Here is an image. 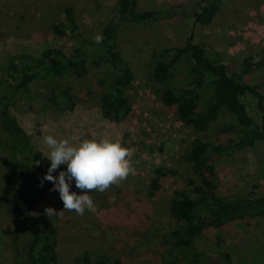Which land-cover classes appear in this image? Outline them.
<instances>
[{
    "label": "rangeland",
    "instance_id": "1",
    "mask_svg": "<svg viewBox=\"0 0 264 264\" xmlns=\"http://www.w3.org/2000/svg\"><path fill=\"white\" fill-rule=\"evenodd\" d=\"M115 3L0 0V71L12 57L23 53L39 56L49 47L72 52L75 39L53 29L63 19L65 6L76 8L80 28L87 35L99 37L114 14ZM204 4V0H138L139 11L156 10L164 18L145 24L126 22L119 28V51L135 72L127 89L131 112L121 122L102 115L99 100L104 87L98 83L102 70L94 67L83 77L62 79L73 95L71 109L52 103L48 80L12 98V114L33 147L51 159L54 174L31 214L38 225L13 215L10 207L15 197L6 179L8 135L0 127V264H20L24 247L40 226L56 230L59 264H73L85 252L123 257L126 264H176L170 233L177 221L170 217L169 206L174 191L188 188L191 181L199 182L189 161L192 143L203 138L233 145L241 134L231 127L234 117L225 110L208 132L182 122L175 108L161 104L163 85L151 78L152 67L164 48L182 44L188 37L218 50L235 70L243 58L257 57L264 48V0H222L208 25L196 23L192 16ZM189 79L188 64L180 60L168 84L185 86ZM245 80L260 83L264 94V70L253 71ZM211 93L210 87L200 91L201 106ZM247 102L253 109L255 101L249 98ZM257 157L264 172V150L258 148ZM216 166L220 196L264 198V177L257 176L251 150L221 156ZM160 167L168 175L159 176L155 170ZM154 179L160 191L150 196ZM244 242L259 249L253 264H264V217L207 227L194 246L203 263L218 253L250 263L252 251ZM178 264L192 263L182 260Z\"/></svg>",
    "mask_w": 264,
    "mask_h": 264
},
{
    "label": "trees",
    "instance_id": "2",
    "mask_svg": "<svg viewBox=\"0 0 264 264\" xmlns=\"http://www.w3.org/2000/svg\"><path fill=\"white\" fill-rule=\"evenodd\" d=\"M204 1L205 4L194 10L192 16L196 23L208 25L217 16L222 0ZM137 6L138 0H116L114 14L102 26L99 37L87 35L80 28L76 8L65 6L63 19L55 22L53 29L58 34L75 39L72 52L49 47L42 50L39 56L23 53L12 57L0 71V127L8 135L10 163L7 188L15 197L10 211L26 223H39L31 214L37 208L46 181L54 174V166L44 152L33 147L26 131L12 114V98L20 92L30 93L40 81L48 80L52 103L71 109L73 95L61 83L62 79L70 75L83 77L94 67L102 70L98 78V83L104 87L99 100L102 115L114 122L123 121L131 112L127 89L134 80L135 72L119 51V28L126 22L145 24L164 18L156 10L139 11ZM180 60L187 62L190 79L185 86L179 87L168 82L173 67ZM255 70H264V48L257 57L243 58L239 70H235L224 62L218 50L207 48L203 42L191 37L182 44L164 48L152 67L151 78L163 85L161 104L175 108L182 122L199 132H208L225 110L234 117L235 123L231 127L241 134L239 141L233 145L216 144L203 138L193 141L188 155L199 182L191 181L188 188L174 191L169 206L170 217L177 221V226L170 233L171 257L176 264L182 260L192 264H253V256L258 254L257 247L244 242L242 245L252 251L250 263L237 262L229 253L212 254L203 263L194 246L195 240L207 227L222 228L229 222L264 217V198L220 196L216 182V160L224 155L233 156L245 148L254 155L257 176L264 177L257 160V149L264 150V94L260 91V83L250 84L245 80ZM206 87L211 88V97L201 106L200 91ZM249 98L255 101L253 109L247 102ZM155 171L161 177L169 172L162 167ZM153 183L150 196L160 191L157 179ZM57 239L54 228L40 226L24 247L20 264H59ZM73 264L126 262L123 257L110 258L105 253L93 256L85 252L74 259Z\"/></svg>",
    "mask_w": 264,
    "mask_h": 264
}]
</instances>
